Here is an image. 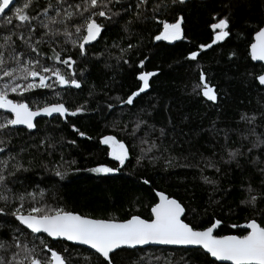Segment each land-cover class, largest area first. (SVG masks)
<instances>
[{"label": "trees", "instance_id": "trees-1", "mask_svg": "<svg viewBox=\"0 0 264 264\" xmlns=\"http://www.w3.org/2000/svg\"><path fill=\"white\" fill-rule=\"evenodd\" d=\"M25 2L17 0L11 11L0 16V45L5 44V37L16 33L6 47L0 48L9 69L17 67L9 59L13 54L24 53L20 57L22 65L37 57L19 35L28 39L29 27H33L36 31L30 43L44 36L47 30L39 21L47 22L45 9L47 17H55L59 11L58 19L63 18L65 10L73 11L75 15L68 24L73 32V25L83 23L89 15L83 12L86 0H32L26 12L39 19L29 26L15 18V8ZM139 3L110 0L109 8L118 15L111 20L98 18L104 30L96 41L86 45L84 55L66 43L63 35L57 36L51 47L48 43L37 46L40 65L36 70H41V65L59 69L69 79L78 80L80 88L60 85L52 73L42 72L51 77L47 81L51 88H37L23 97L9 90L10 99L27 102L33 109L37 104L42 107L60 102L69 113L65 121L61 117L39 119L33 131L10 125L0 129V140L4 141L0 144L4 148L0 161H7V169L0 164V172L7 177L6 188L0 185V191L9 197L7 203L0 199V241L6 242L0 257L5 261L17 251L21 254L18 259L25 254L15 247L14 236L22 245L34 248L39 258L50 256L36 238L40 236L66 258L67 264H105L94 251L23 227L12 215L20 207L21 194L25 197V214L30 207L47 205L83 216L123 221L133 215L151 219V207L160 191L183 204L184 220L197 229H205L217 219L222 222L216 231L219 236L246 235L240 226L251 219L264 226V144L259 143L264 141V87L257 81L263 66L254 63L249 54L254 34L264 25V0H147L138 8ZM76 5L82 7L77 9ZM137 11L142 13L139 19ZM7 17L13 18L12 23L6 22ZM180 17L181 38L155 40L163 30L158 21L175 23ZM224 18L229 20V35L213 43L218 31L211 25ZM53 27L63 32L64 25ZM49 39L44 36L45 41ZM202 44L212 46L201 49ZM129 45L133 47L129 49ZM53 48L61 53V59L71 56L76 63L69 68L53 60ZM193 51L200 53L196 60L188 59ZM143 72L156 75L150 77L149 87L131 105L123 103L143 86L138 78ZM19 81L33 82L29 78L15 83ZM5 82L12 81L5 77L0 87ZM34 82L39 83L38 78ZM205 83L215 90V101L203 95ZM81 107L83 111L70 114ZM5 118L10 117L0 112V123ZM106 136H114L128 148L129 157L123 166L112 157L110 146L102 143ZM236 149L241 155L230 160L228 151ZM17 164L22 165L19 170ZM101 166L119 171H90ZM58 171L63 177L57 175ZM204 177L215 183L205 182ZM249 185L254 190L252 195L259 197L255 206L241 203L249 198ZM112 259L113 264H224L202 249L175 247L120 249Z\"/></svg>", "mask_w": 264, "mask_h": 264}, {"label": "snow or ice", "instance_id": "snow-or-ice-1", "mask_svg": "<svg viewBox=\"0 0 264 264\" xmlns=\"http://www.w3.org/2000/svg\"><path fill=\"white\" fill-rule=\"evenodd\" d=\"M13 2L14 0H0V15L5 14L6 9L11 11L10 5H13ZM61 2H63V0H61ZM109 2L110 0H86V4L83 6V12H88L89 15L84 17L83 23L73 25L75 32L71 31L68 27L69 22L75 15L73 11L65 10L63 18L58 19L61 17L59 11H57L55 17H47L48 9H45L43 15L46 16L47 22L40 20L39 23L41 27L47 30L44 36H48L50 39L45 41L44 36H41L35 43H30L32 34L36 31L33 27H29L28 39H25L22 33L19 35V39L23 41L32 52L37 53V57L34 60L29 59L26 64L22 65L20 59L24 53H20L19 56L13 54L9 59L14 60L17 67L9 69L5 67L7 61L3 53H0V80L7 77L12 81V83L5 82L3 86L0 87V109H5L14 114V118H5V122L0 123V129H5L9 125H24L28 129H34L36 127V118L39 116H52L53 113L61 115L69 113V109L65 107L64 103L45 104L43 107L37 104L35 110H33L27 102L10 99L9 90L23 97L25 92H31L37 88H51L52 85L47 83L51 77L42 75V72L52 73V75L57 78L60 85H71L75 88H80L81 83L78 80L74 78L69 79L62 74L59 69L41 65V70H36L35 66L40 65V51L37 46L42 43H48L51 47L55 38L59 35H63L66 38V43L70 42L74 48L79 49L81 55H84L86 53V45L96 41L104 30V24L98 22V18L103 17L107 20H111L113 15H118V13L112 12L111 8H109ZM180 2L182 3L183 0H180ZM31 4L32 0H26L23 7L15 8V18L29 26L32 20L39 19V17L30 16L26 12V10L31 7ZM145 4H147V0H140L138 8ZM49 7H51V5H49ZM75 7L80 9L82 6L76 5ZM93 9H95V11H92ZM157 10L158 9L155 8L153 9V11ZM83 12H81V16H83ZM141 15L142 13L140 11L135 13L137 19H139ZM12 19V17H7L6 22L9 24L12 23ZM182 20L183 17H180L175 23H168L166 20L158 21L157 23L162 25L163 30L158 35H155V40L173 41L181 38ZM131 23L132 21L129 20L128 24ZM56 24L64 25L63 32L53 27V25ZM211 27L214 31L217 29L220 30L217 32L213 43L223 40L229 35L227 31L229 28V20L227 18L220 19L218 23L212 24ZM125 30L127 31V26ZM14 35H16L15 32L5 37V44L0 45V48L6 47L7 43L12 41ZM255 41V43L251 44V58L253 60L264 61V27L256 31ZM211 46V44H202L199 47L205 49ZM132 47L133 45H129V49ZM122 51L127 50L122 49ZM13 52H15L14 49ZM52 52L53 55L51 58L53 60L63 63L69 68L76 63L71 56H68L67 59H61V53L57 52L54 48ZM199 54V52L193 51L189 54L188 59L196 60ZM140 67L143 68V61H141ZM71 75L74 77L75 71H73ZM154 75H156L155 72H143L140 74L138 78L143 82V86L140 87L138 91L129 95L123 103L131 105L134 98L149 87V79ZM29 78H31L33 82L27 84L15 83L16 80L23 79L27 81ZM37 78L39 83L34 82ZM258 79L260 84L264 85V75H260ZM204 80L205 77L202 73L201 81ZM203 95L211 101L217 99L215 90L206 83L204 84ZM80 111H83V107L72 111L70 114L75 116L77 112ZM243 118L245 117H242V119ZM251 119L254 120L255 117ZM137 127H139V125H137ZM75 131L79 132L81 136L85 135V133L80 132L79 129H75ZM2 143H4V141L0 140V144ZM102 143L110 145L112 157L123 166L129 157V151L126 145L117 140L114 136L104 137ZM259 143L264 144V141H259ZM3 151L4 148L0 147V152ZM249 151H251V149H249ZM239 155H241L240 149L228 151L230 160H235ZM137 163H139V158ZM168 163L170 164L171 161ZM0 164H3V167L7 169V161H0ZM212 166L215 167V165ZM15 167L19 170L22 165L17 164ZM90 171L107 174L119 171V169L101 166L90 169ZM216 171H219V168H216ZM261 171L264 172V169H261ZM9 175H14V173H9ZM57 175L63 177V174L59 171ZM203 179L207 183H215V181L209 180L208 177H204ZM6 180L7 177L0 172V185H4L5 188ZM144 183L148 184L149 181L145 180ZM7 191L11 192V189H7ZM246 191L249 194V198L242 200L241 203L255 206L259 197L257 195H252L254 190L250 185ZM29 195L35 198L34 193H30ZM157 195L159 196V202L151 207L152 219H142L139 215H133L130 219L123 220L122 222L115 219H92L75 212L66 211L62 207H49L47 205L43 207H30L27 214H25V212L22 211L24 208L23 201L25 199L22 194L19 196V200L21 201L20 207L15 209L12 215L34 234L45 233L48 237L53 239L62 238L76 244L90 246L91 249L95 250V253L103 258L105 264H113L112 254H114L117 249H121L125 246L135 248L137 245L146 244L198 245L206 250L207 253H210L212 257L220 261H230L231 264H264V226L255 219H251L250 222L244 226L247 231L246 235L217 236L213 235V233L222 223L219 219L210 227H206L204 230H197V228L193 227L190 223H186L181 218L184 216L186 209L180 201L165 195L163 192H158ZM0 199L7 203L9 197L5 195L3 191H0ZM2 212L3 209L0 208V213ZM232 227L239 226L232 225ZM36 238L44 245V249L50 253V256L45 259L39 258V256L35 254L34 248H28L27 245H22L18 242V238L14 236L13 240L17 241L15 247L17 249H23L25 254L22 258L18 259L21 254L17 251L12 255L11 259L7 261H5L3 257H0V264H67L66 258L60 252L48 246L40 236ZM5 245L6 242L0 241V249H5ZM66 250L67 249H65V251Z\"/></svg>", "mask_w": 264, "mask_h": 264}, {"label": "water", "instance_id": "water-1", "mask_svg": "<svg viewBox=\"0 0 264 264\" xmlns=\"http://www.w3.org/2000/svg\"><path fill=\"white\" fill-rule=\"evenodd\" d=\"M16 1L17 0H14V2H13V5L16 3ZM183 1H185V0H183ZM13 5H10V9L12 8V6ZM9 10H5V13L6 12H8ZM1 16V15H0ZM262 27H264V25L262 26ZM256 34V33H255ZM255 34H254V37H253V41H252V43H255L256 41H255ZM222 40H220V41H216L217 43L218 42H221ZM251 43V44H252ZM249 54H250V58H251V45H250V47H249ZM251 60L254 62V63H259V64H262V66H263V72L260 74V75H264V61H258V60H253L252 58H251ZM259 75V76H260ZM258 76V77H259ZM257 81H258V83L260 84V82H259V79L257 78ZM262 87H264V85H262V84H260ZM209 86V85H208ZM72 87H74V86H72ZM57 103H60V102H57ZM53 104V103H52ZM50 105V104H49ZM43 107V106H42ZM66 107V106H65ZM33 110H35V109H33ZM0 111H4V112H7V113H10V112H8L7 110H5V109H0ZM11 115H12V117L14 118V114H12V113H10ZM66 115L67 114H65V115H61V114H58V113H53V115L52 116H46V115H42V116H39V117H37L36 118V121H35V123H37V121L39 120V119H41V118H49V119H52V118H54V117H61L64 121L66 120ZM11 127H15V128H26V129H28L26 126H24V125H16V126H11ZM36 129V127L34 128V129H28V130H30V131H33V130H35ZM158 192H160V191H157L156 192V194L158 193ZM164 193V192H163ZM165 195H167L166 193H165ZM167 196H169V195H167ZM170 197V196H169ZM157 198H158V201H157V203L159 202V196L157 195ZM171 198H173V197H171ZM176 199V198H175ZM179 201V200H178ZM183 205V204H182ZM27 214V213H26ZM78 214V213H77ZM185 214H186V211H185ZM185 214H184V216H182L181 218L184 220V217H185ZM83 216V215H82ZM86 217H88V216H86ZM88 218H92V219H98V218H93V217H88ZM142 218V217H141ZM153 218V217H152ZM151 218V219H152ZM16 219V218H15ZM130 219V218H129ZM142 219H144V218H142ZM18 221V220H17ZM117 221H119V222H122L121 220H117ZM185 221V220H184ZM19 222V221H18ZM186 222V221H185ZM20 223V222H19ZM187 223V222H186ZM259 223V222H258ZM21 224V223H20ZM22 225V224H21ZM246 224H244V225H241L240 227L241 228H244V226H245ZM23 227H25L24 225H22ZM210 227V226H209ZM220 227V226H219ZM219 227L218 228H216L215 230H214V233H213V235H216V231L219 229ZM26 228V227H25ZM27 229V228H26ZM245 229V228H244ZM28 231H30L31 232V230L30 229H27ZM197 230H204V229H197ZM41 234H43V235H46L47 236V234H45V233H41ZM227 235H236V234H227ZM217 236H219V235H217ZM220 236H224V235H220ZM50 239H53V238H51V237H49ZM53 240H62V241H65V242H68V243H71V244H74V245H78V246H81V247H85V248H87V249H89V250H91V251H94L95 252V250L94 249H91L90 248V246H88V245H82V244H76V243H74V242H72V241H67V240H64V239H62V238H60V239H53ZM144 247H175V248H188V249H190V248H194V249H202L205 253H207L206 252V250H204L201 246H198V245H163V244H146V245H137L135 248H144ZM135 248H129V247H127V246H125V247H123V248H121V249H135ZM118 250H120V249H117L116 251H118ZM115 251V252H116ZM213 260H215V261H217V262H220V263H224V264H231V262L230 261H220V260H217L215 257H212L211 256V254L210 253H207Z\"/></svg>", "mask_w": 264, "mask_h": 264}, {"label": "flooded vegetation", "instance_id": "flooded-vegetation-1", "mask_svg": "<svg viewBox=\"0 0 264 264\" xmlns=\"http://www.w3.org/2000/svg\"><path fill=\"white\" fill-rule=\"evenodd\" d=\"M219 32V31H218ZM0 112H2V113H5V114H7V115H9V119H12L13 117H12V115L10 114V113H7V112H4V111H0ZM11 126V125H10ZM13 128H15V127H13Z\"/></svg>", "mask_w": 264, "mask_h": 264}, {"label": "rangeland", "instance_id": "rangeland-1", "mask_svg": "<svg viewBox=\"0 0 264 264\" xmlns=\"http://www.w3.org/2000/svg\"><path fill=\"white\" fill-rule=\"evenodd\" d=\"M217 31H220L219 29H217ZM177 40V39H176ZM174 41V40H173ZM12 83V82H11ZM22 82L19 81L17 84H21ZM110 146V145H109ZM111 148V147H110Z\"/></svg>", "mask_w": 264, "mask_h": 264}]
</instances>
